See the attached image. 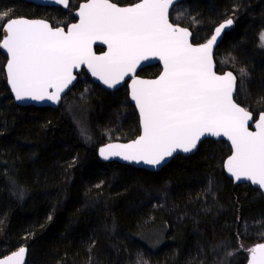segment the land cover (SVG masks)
Instances as JSON below:
<instances>
[{
    "label": "trees",
    "instance_id": "16d2710c",
    "mask_svg": "<svg viewBox=\"0 0 264 264\" xmlns=\"http://www.w3.org/2000/svg\"><path fill=\"white\" fill-rule=\"evenodd\" d=\"M81 1L61 9L0 0V13L11 10L3 23L51 15L61 25L74 20L72 4ZM179 6L186 14L179 25L205 31H194V43L221 21L234 20L215 50L216 69L236 74L239 104L254 114L264 111V0H186ZM226 55L249 73L242 89L240 67L225 66ZM5 62L0 51V256L24 246L26 264H245L246 250L264 243L263 198L224 175L230 153L224 141L206 139L157 172L102 162L97 148L108 142V132L119 138L109 141L139 134L126 89L91 84L79 100L84 87L78 81L55 109L19 106L6 85ZM159 71L150 65L138 74L152 78Z\"/></svg>",
    "mask_w": 264,
    "mask_h": 264
},
{
    "label": "snow or ice",
    "instance_id": "6c2138e0",
    "mask_svg": "<svg viewBox=\"0 0 264 264\" xmlns=\"http://www.w3.org/2000/svg\"><path fill=\"white\" fill-rule=\"evenodd\" d=\"M51 2L69 4V0ZM175 3L139 0L119 7L110 0H87L79 5V22L67 31L44 20L13 18L4 24L11 10L0 13V49L7 53L6 78L15 100L58 103L76 79L73 70L81 65L103 85L115 88L141 61L158 59L163 71L157 79L133 75L130 85L142 134L126 144L104 145L100 156L155 168L177 151L192 152L202 138L226 137L232 154L223 168L236 181L264 190V112L255 119V131H250L253 113L234 100L237 76L231 71L218 75L214 70L213 47L234 20H225L210 39L194 45L189 29L170 22L169 11ZM192 20L199 23L195 17ZM259 40L264 47V32ZM97 41L107 45L103 55L93 52ZM246 77V70L241 69V81ZM26 251L20 247L0 259V264H24ZM248 251V264H264V243Z\"/></svg>",
    "mask_w": 264,
    "mask_h": 264
},
{
    "label": "water",
    "instance_id": "95a60500",
    "mask_svg": "<svg viewBox=\"0 0 264 264\" xmlns=\"http://www.w3.org/2000/svg\"><path fill=\"white\" fill-rule=\"evenodd\" d=\"M21 1L28 2V3H32V4H34V5L47 6V7H53V8L68 9V7H69V4H68V7H64V6L61 5V4H56V3L51 2V0H21ZM184 1H186V0H176L175 5H174L172 8H170V11H169V19H170V12H171V10H172L176 5H178V4H180V3L184 2ZM85 2H87V0L81 1V2H79V3L77 4V6L74 8V10H73V12H72L73 17H74V20L68 22V23L65 24V25L54 26V25H52V23H51L49 20H47L46 18H43V17H35V18H33V17H26V16H17V17L9 18V19H7V20L4 22V24H6V23L8 22V20L13 19V18H26V19H29V20H44V21H46L47 23H49L50 26H52V27H61V28H64L65 31H67V27H68V26H70L72 23H78V22H79V17H78V15H77L78 10H79V5H80L81 3H85ZM110 2L115 3V4H116L117 6H119V7H128V6H132L133 4L139 2V0L136 1V2H134V3H132V4H118V3L113 2V1H111V0H110ZM69 3H70V0H69ZM228 19H229V18H228ZM231 19H232V18H231ZM225 20H227V19H225ZM225 20L221 21L220 23H218V24L213 28L211 34L209 35V37H208L207 39H210V38H211V35L214 33L215 28H216L217 26H219V24L223 23ZM170 22H172V21L170 20ZM172 23H173V22H172ZM174 24H176V23H174ZM176 25H178V26H180V27H183V26H181V25H179V24H176ZM233 27H234V23H233V25H232L231 27L225 29V30L222 32L221 36L218 38L217 43H216V44L214 45V47H213V53H212V55H213V61H214V66H215V67H214V70L216 71V73H217L218 75H222V74H224L225 72H229V71H231L234 75H236L232 70H229V69H226L225 71L220 72V73L217 72V69H216V63H215V60H214V54H215V50L217 49L218 44L220 43V41H221V39L223 38L224 34L227 33V32H229ZM183 28H186V27H183ZM187 29H189V28H187ZM2 31H3V29H1V33H2ZM189 31L192 32L190 29H189ZM192 37H193V36H192ZM192 37H191V42H192ZM2 39H3V36L1 35V40H2ZM207 39H206L205 41H203V42H200V43H194V42H192V43H193L194 45H199V44L205 43V42L207 41ZM96 47L102 49V51H100V52H96V50H95ZM0 51H1V53L6 57V62H5V64H4V75H5V81H6L7 88H8V90H9L10 95H11V98L13 99V101L15 102V104H17V105H19V106L49 107V108H53V109L59 107V106L63 103V100H64V98L66 97V95L71 91L72 87L78 82V77H79V75H80L82 72L85 73V75L87 76V78H88L93 84L98 85L100 88H102V89H104V90H106V91H109V92H115V91H117V90L120 89V88H123V87L126 88V90H127V100H128V103L132 106V108H133V110H134V112H135V114H136V116H137L138 125H139V134H138L136 137H134L133 139H130V140H127V141H119V140H116V141H108V142H105V143H103L102 145L98 146V148H97V156H98L99 160L102 161V162H117V163H120V164L129 165V166H132V167H135V168L144 169V170H147V171H150V172H157V171L160 170L162 167H164L165 165H167V164L172 160L173 157H175V156H177V155L189 156V155H192L193 153H195L196 150H197V148H198V146H199V144H200L202 141L206 140V139H210V140H214V141H224V142L228 145V147H229V149H230V153H229L228 156L224 159L223 163H224V162L227 160V158L232 154V153H231V142L228 141L226 137H220V138H217V137H207V138H202V141L198 143L197 148H196L195 150H193L192 152H190V153H184V152H182V151H177L176 153L173 154L172 157H168V158H166L164 162H162L160 165L156 166L155 168H153L152 166H149V165H145V164H143L142 162H141V163H136V162L125 161V160L121 159L120 157H110L108 160H105V159H103V158L100 156V154H99V149H100L101 147H103L104 145H106V144H108V143L126 144V143H129V142H131V141L137 139V138L142 134V128H141V126H140L139 110L136 108L135 102L131 99V88H130V85H131V83H132V76L134 75L137 79H143V80H154V79H157V78L159 77V75H160V74L162 73V71H163V64H162V62H160L158 59H155V58L150 59V60H148V61H141V63H140L139 65H137V68H136L135 72H134V73H129L127 76H125L124 80H123L119 85H117L115 88H108L106 85H103L102 82H100L96 77H93V76L91 75V72L88 70V68H87L86 65H81L80 68H78V69H74V70H73V75L76 77V79L72 82V84L69 85V87H68L67 89H65V91H64L63 93H61V99H60V101H59L58 103H52L51 101H47V100H45V101H31V100L17 101V100H15V96H14V94H13L12 91H11V87H10V85L7 83V78H6L7 53H6V50L0 49ZM106 51H107V45H103V44H101L99 41H97V42H95V43L93 44V52H94L96 55H103L104 52H106ZM150 65H159V67H160V71H159V73H158L155 77L147 78V77H142V76H140V75L138 74L139 71H140L142 68L147 67V66H150ZM237 86H238V79H237ZM234 100H235V96H234ZM235 101H236V100H235ZM236 102H237V101H236ZM237 103H238V102H237ZM238 104H239V103H238ZM239 105H240L241 107H244V106H242L241 104H239ZM244 108H245V107H244ZM246 109H247V108H246ZM247 110H248V109H247ZM249 111H250V110H249ZM250 112H251V111H250ZM261 112H264V111H260V112L257 113V114H254V113L252 112V113H253V116H254V120L251 121L250 124H249V130H250V131H255L254 122H255V119L258 118V115H259ZM222 170H223L224 175H225L227 178H229V179L233 182V184H235V185H237V184H248V185H250L252 188L258 190L259 193L261 194V196H262V198H263V202H264V190H260V189L258 188V186H256V185H252V184H251L250 182H248V181H243V180H242V181H236V180H235V179H234V178H233V177H232V176L226 171V169L223 168V164H222ZM256 245H257V244H256ZM254 246H255V245H254ZM254 246H253V247H254ZM22 247H24V246H22ZM24 248H26V247H24ZM18 249H19V248H18ZM18 249L9 252V253L6 254V255L0 256V259H3V258H5V257L8 256V255H11L13 252L18 251ZM26 250H27V249H26ZM249 257H250V253H249V255H248V258H247V261H246L245 264H248ZM26 259H27V251H26L25 258H24V264H26Z\"/></svg>",
    "mask_w": 264,
    "mask_h": 264
},
{
    "label": "rangeland",
    "instance_id": "374dc122",
    "mask_svg": "<svg viewBox=\"0 0 264 264\" xmlns=\"http://www.w3.org/2000/svg\"><path fill=\"white\" fill-rule=\"evenodd\" d=\"M77 4V3H76ZM76 4H72V8L73 7H76L77 5ZM181 4V3H180ZM177 6V5H176ZM174 7L172 10H173V12H174V16L173 17H170V18H172L171 19V21L173 22V23H177V24H179V21L180 20H182L183 18H185V16H186V14H185V10L184 9H182V7L181 6H179V4H178V6L177 7ZM171 10V11H172ZM171 13V12H170ZM47 19L52 23V25H60V24H58V22H55L53 19V17H51V15L50 16H48L47 17ZM59 23H63V22H59ZM61 25H65V23L64 24H61ZM196 29H198V31H197V36H199V35H203V32L205 33V31H203V29L198 25H194L193 26V29L192 28H190V30L192 31V33H193V35H194V31L196 30ZM264 32V31H263ZM262 33V32H261ZM259 36H260V34H259ZM202 37V36H201ZM204 38H202L201 40H203ZM207 39V38H206ZM206 39H204L203 41H205ZM192 41H193V37H192ZM259 44H260V46H261V42H260V40H259ZM262 49L264 50V47H262ZM227 56V59H228V61L229 62H226V61H223V64L226 66V63H228V64H232V66L233 67H235L236 69H238V67H240V69H239V72H238V77L240 78V70L242 69V65L237 61V60H235V58H233L232 56H230V55H226ZM222 64V65H223ZM228 69V68H227ZM247 72V71H246ZM241 79V78H240ZM250 80V78H249V73L247 72V77L246 78H244L243 79V81H242V84L244 85V84H246L248 81ZM78 81L80 82V84H81V87H84V94L83 95H81L80 97H78L79 98V100H82V99H84L85 97H87L88 96V94L90 93V90H91V88H93L92 87V82L90 81V80H88V78H87V76L86 75H84V74H80L79 75V77H78ZM64 101V100H63ZM127 103H128V100H127ZM64 104H65V102H64ZM120 112H124V109L122 108V107H120ZM110 132H111V130H110ZM106 140H111V139H119V138H113L112 136L110 137V134H109V132H108V134L106 135V138H105ZM251 248V247H250ZM250 248H248L246 251H247V253H248V255H249V249ZM245 250V249H244Z\"/></svg>",
    "mask_w": 264,
    "mask_h": 264
},
{
    "label": "flooded vegetation",
    "instance_id": "af4514ba",
    "mask_svg": "<svg viewBox=\"0 0 264 264\" xmlns=\"http://www.w3.org/2000/svg\"><path fill=\"white\" fill-rule=\"evenodd\" d=\"M136 1H138V0H136ZM136 1H135V2H136ZM92 84H93V83H92ZM124 88H125V87H124ZM125 89H126V88H125ZM126 91H127V90H126Z\"/></svg>",
    "mask_w": 264,
    "mask_h": 264
},
{
    "label": "bare ground",
    "instance_id": "6f19581e",
    "mask_svg": "<svg viewBox=\"0 0 264 264\" xmlns=\"http://www.w3.org/2000/svg\"><path fill=\"white\" fill-rule=\"evenodd\" d=\"M242 9V8H241ZM76 139V138H75ZM96 188V187H95Z\"/></svg>",
    "mask_w": 264,
    "mask_h": 264
}]
</instances>
